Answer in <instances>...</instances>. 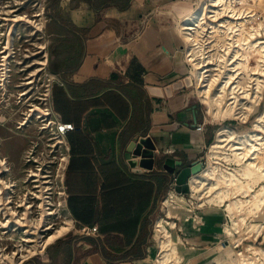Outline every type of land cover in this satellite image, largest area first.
<instances>
[{"label":"crops","instance_id":"crops-1","mask_svg":"<svg viewBox=\"0 0 264 264\" xmlns=\"http://www.w3.org/2000/svg\"><path fill=\"white\" fill-rule=\"evenodd\" d=\"M49 1V102L75 125L65 136L64 172L65 212L75 230L23 264H157L155 225L163 212L179 224L186 257L200 260L201 250L218 242L225 229L224 207L205 203L169 215L162 201L177 172L216 140L188 80L181 26L201 0ZM254 110L249 121L264 108ZM199 123L203 130L196 129ZM228 125L243 136L252 129ZM144 137L155 155L183 165L174 174L156 162L152 168L132 166L128 147ZM86 225H96L97 232L86 233Z\"/></svg>","mask_w":264,"mask_h":264},{"label":"rangeland","instance_id":"rangeland-1","mask_svg":"<svg viewBox=\"0 0 264 264\" xmlns=\"http://www.w3.org/2000/svg\"><path fill=\"white\" fill-rule=\"evenodd\" d=\"M238 1L233 2L236 6L237 11H239L237 15L243 16L244 15L242 14L243 12H247L250 10L256 12L255 18L252 21H250L249 24L247 25L245 29V33L248 31L255 32L261 26L264 27V0H246V2L244 3H243L244 0H238ZM49 2H50L49 0H9V1L0 0V59H2L3 51L9 48V50L7 49L6 50L7 52L4 51V53L7 54L10 53L9 63L11 67V71L9 74L11 76L7 78L5 89L4 90L0 89V141L7 145V149L5 148L6 150H4V152L7 154V160H8L7 165L10 168L9 172L0 175V178L3 180L2 183H0V188H4L5 182L9 183L8 180L9 178L17 181L18 186L16 187L18 188V190L16 195L14 196V202L17 203H21L23 201L24 198L23 193L26 191L27 188L30 187L29 183L28 184L24 183L25 175H28V170L33 166H35V164L33 162L28 161L27 158L30 149L33 148L38 155H46L47 156L46 158L52 157L51 145H50L51 138L49 136L48 131L42 128L43 121L41 117H39V109L43 106L40 97L46 91V86L47 83L49 82L48 69L46 68L45 64H42V62L44 63L43 48L46 45V39H47L45 23L49 13V9L52 6V4H50V7L48 6ZM210 3L212 4V0H201L200 4H198L195 7V12H199L202 15L197 16V19L195 18V20H193V22L191 23L192 25L190 26H195L196 28L195 32L193 33L195 34V38L197 39V42L199 41L200 43H203L201 44L203 46L199 51L200 54L198 55L199 57L198 59L203 66H206V63H208L205 69L210 70V71H206V70L204 71L206 73L204 77L208 76L206 77L207 79L206 81L209 84L212 83L213 80H215L216 83L218 82L216 85L213 86L212 91L215 92L217 86L221 87L225 83V82L222 83L220 79L225 80L226 79L224 78L225 76L228 77L230 73H233V72H228V67L230 66H228L227 64L228 63L227 59L226 62L223 64L219 60V57L224 59L225 57H227V54L229 53L222 51V48L226 47L223 45L225 44L230 45L231 43L235 44L236 42L234 41H236V39L235 38L231 39V41H229V39H225L226 36L224 35L223 31H220V28H218L217 26V24H219L217 20H213L214 22L212 25L209 23L211 22V18L208 16L207 10L210 7L209 6ZM207 5L208 8H205ZM61 11H63V9H61ZM218 16L220 17L221 13ZM21 17H23L24 19H21ZM28 18H30L32 21H27ZM220 18L221 20H225V18L222 17ZM248 20H246V24ZM260 21L263 23H259ZM250 25H257V26H252V28L251 27L249 28ZM261 38L262 40H264L263 31ZM239 49L240 46H237L233 48V50L231 51V52H235L234 53L235 58L236 55H238ZM249 49H250L249 52L251 54L250 63L248 66L241 65L240 69L238 70V73L240 74H237V76L239 77L238 79L242 81L243 84L250 83L252 86L253 84L256 83L255 79L254 81L252 80V78L255 76L253 74L255 72L253 71H258L260 68L259 65L260 63L258 61L260 58V54L258 53L257 49L254 50L255 48L252 49L249 48ZM11 52H12V57H10ZM220 53L221 54L223 53V56ZM7 54H5L6 57ZM235 65H233L235 66V68L238 67L239 66L238 62L235 63ZM192 70H193V65L191 64L189 76H191L193 81L192 86L197 92V95L199 97V104L203 107V110L205 112V118L209 123V125H211L210 127L213 130V135L215 139L218 135L217 133L222 128H230L236 132L234 127H229L228 125L229 122L232 121L235 122L236 125L237 124L241 125V128L243 127L247 128L243 125L252 126L251 127L252 133L256 131L253 128V125L251 124L253 122L255 126L256 118L260 112L257 114V116L254 115L252 118L250 117L251 123L249 121V115L255 110L251 112H249L250 110L248 111V113H250L247 118L248 122L245 121L244 118L240 116H233V115H226L224 117L214 118L209 111L208 103L204 100L202 94L198 92L197 78L193 75ZM234 92H236L235 88H234ZM260 95L263 96L264 98V90ZM260 95L258 96L259 98ZM226 98H228V95ZM263 98L261 105L262 104L264 105ZM239 99L240 97L238 96L237 100ZM239 101L243 102L241 99ZM259 101L260 100H258L257 102L255 101L251 102L250 100L249 103L246 102L244 104L247 103H248L247 105L256 104V106L254 107V109L256 110L260 107L264 108L263 106H260V104L257 105ZM244 104L241 103L240 105L244 106ZM261 112H264V110ZM28 114L31 115V117L28 118L30 121H28L26 125H23L22 128H18V125L20 124L19 122L24 121L25 118L28 116ZM261 123H264V121ZM248 136L249 134L243 136L236 132V138H234L233 141L230 142V144L234 143L239 138L246 139ZM209 149H210V145L209 147H207L205 151V155L207 156V159L209 158V154H208ZM59 151L60 152L58 154L64 153V148H61ZM221 161L223 165H228V164L233 165L232 163L234 162V161L232 162L230 161V163H226L223 160ZM207 166L208 163L206 162L204 168H206ZM263 182L264 181L262 180L259 183H263ZM259 183L255 185V189L259 187ZM171 190H174L176 194L177 193L179 194V192L175 189V187H171ZM3 195L4 196L1 197L2 200L5 199V196L7 197L5 193ZM180 195L186 197V206L191 209H194V207L198 205L196 201H198L199 203L201 202L200 201L201 199L196 197L191 192V184H190V191L187 193H180L179 196ZM165 198L166 197L163 198L162 205L165 208V213H168V206L165 204L164 201ZM191 200L194 201V204L191 203ZM202 200H204V198ZM222 207H224L225 209V206ZM13 208L18 212V217L23 213L22 211L24 210L23 207L20 208L13 207ZM184 210L185 209H182V211ZM3 211L0 210V220L4 221ZM176 212H181V211L178 210ZM187 212L190 213V211H186V213ZM36 213L37 212L34 211V213L31 214V218H29L33 220L34 223L29 224V226L26 228L24 227H19L18 229L0 228L1 253H7L9 251V249L8 251L4 250V247L6 245H9L11 249L13 248L23 249L24 251H25V247L26 249H32L33 246L37 244L40 239H45L47 237V234H49L51 229L52 230L55 229L64 220V216L42 218V216L39 213L38 214ZM244 214L246 216V221L244 224H242L240 228L241 230L237 232L235 231L234 234H227L226 231H222V234L218 239V242L201 250L202 253L197 256V258L201 256L200 260L196 259L195 257L188 259L189 256L188 257L186 256L188 255L189 250L186 248V246L183 243L180 244V241L176 242V244H178L179 247V252L185 257V260L182 264H222L223 262H224L223 264H240L241 262L238 260H241L243 253L237 254L238 253L237 251L241 249L244 250V246H246L245 244H247V241H244V244L243 242L239 244H235L234 241L238 240L239 238L244 239L245 237L251 236L252 232H253L252 238L254 239V237L259 233L258 223L262 222V219H264V214L261 211L256 213L245 212ZM159 217H165L168 220H174V218L166 216L164 212L161 213V215H159L158 218ZM40 221H42V223ZM40 223L42 225L44 224V226H41ZM232 223L233 220L231 217V220L228 221L225 225ZM252 224H255V226H252ZM46 225H50L51 227V228L49 227L50 230H47L48 232L43 231L45 230ZM25 229H28L26 233L24 232ZM178 229H179V224H176L175 228L172 229V236L174 242L177 238H179V236L176 234ZM74 230H75V226H73L72 229L69 232H67L65 235L68 236L74 235L73 234ZM24 237H26L29 241L25 242ZM263 241L264 238L260 237L256 245L264 246ZM260 242L263 243L260 244ZM229 249H233L234 252L230 254L228 252ZM159 252L160 250L158 247L157 256H159ZM1 253L0 255H2ZM3 257H4L3 255L0 256V264H18L20 261L19 258L7 259ZM213 258L215 259L220 258V260L223 262L219 263L218 259L212 261Z\"/></svg>","mask_w":264,"mask_h":264},{"label":"bare ground","instance_id":"bare-ground-1","mask_svg":"<svg viewBox=\"0 0 264 264\" xmlns=\"http://www.w3.org/2000/svg\"><path fill=\"white\" fill-rule=\"evenodd\" d=\"M234 1L238 0H212V4L210 3V7L207 10V14L211 18V22L209 23L212 25L214 22L213 20H217L219 23L217 26L220 28V31H223L226 36L225 39H229V41H231V39L235 38L236 41L234 42L238 44L237 45L235 43V45L231 43L230 45H223L226 46V50L225 48H222V51L229 53L224 59L219 57V60L223 64L227 59V64L230 66L228 67V72L233 73H230L228 77L225 76V80L220 79L222 83H225L221 87L217 86L215 92L212 91L213 86L218 82L216 83V81L213 80L212 83H207L206 77L208 76L204 77L206 74L204 71H210L205 69L208 63H206V66H203L198 59V55L200 54L199 51L203 46L201 44L203 43H200L199 41L197 42L195 34L193 33L196 28L195 26H190L192 25L191 23L193 20H195V18L197 19V16L202 14L194 11L193 15L187 18L185 23L181 24V26L187 39L186 41L189 43V47L187 48V59L193 65L192 73L197 78L199 93L202 94L204 100L208 103L209 111L212 116L214 118H220L226 115H233L240 116L246 120L250 114L248 111H253L256 106V104H247L250 100L251 102H257L260 100V94H262L264 88V40L261 38L262 31L264 32V27L261 26L255 32L248 31L245 33L247 25L255 18L256 12L250 10L243 12V16L237 15L239 11H237L236 6L233 3ZM244 2H246V0H244L243 3ZM205 8H208V5ZM220 13V17L225 18V20H221L218 16ZM21 19L24 18L21 17ZM244 19L248 20L247 24ZM27 21L32 20L28 18ZM259 23L263 22L260 21ZM252 26L257 25H250L249 28H252ZM237 46H240V49L235 58V52L231 51ZM249 48H255L254 50L257 49L260 54V58L258 60L260 68L258 71H253L255 72L253 73L255 76L252 80L255 79L256 83L252 86L250 83L243 84L237 76V74H240L238 73V70L241 65L248 66L250 63L251 54L249 52ZM7 49L9 50V48ZM4 51L2 55L3 57L0 59V89L3 90L5 89L8 76H11L9 75V71H11L9 63L10 53L7 54L4 53ZM5 54H7V57ZM221 55L223 56V53ZM10 57H12V52ZM234 62H238L239 66L235 68L236 65ZM188 80L191 82L192 78L188 77ZM233 87L236 92H234ZM227 95L228 98H226ZM259 95L260 98L258 97ZM238 96L243 102H240V99L237 100ZM246 102L248 103L244 104ZM241 103H243L244 106L240 105ZM29 117H31L30 114H28L24 121H20L18 128H22L23 125H26L28 121H30L28 119ZM263 121L264 112H260L256 118L255 127L257 129L264 130V123H261ZM234 138H236V132L234 130L230 128L220 129L216 140L209 149L208 154L210 160L208 166L204 168L201 173L198 175H192L190 178L191 192L196 197L201 199L200 204L209 203L212 205L225 206V210L228 211L233 220L232 224L225 225L224 231H226L227 234H234L235 231L237 232L241 230L240 228L242 224L246 221L245 212L256 213L261 211L264 214V182L259 183L261 180L264 181V135L259 130H256L253 133L250 132L246 139L239 138L237 141L230 144ZM5 148L7 149V145L0 141V175L10 171V168L7 165V154L4 152V150H6ZM221 160L226 163L234 161L237 165H223L220 163L222 162ZM0 181L3 180L0 178ZM258 183L259 187L255 189V185ZM203 198L204 200H202ZM164 201L168 206L169 215L175 214V209L177 208H180L181 211L182 209H185L186 211L190 210V208L186 206V198L177 195L174 190H170ZM185 210L183 212H186ZM175 225V221H170L165 217H159L156 221L155 236L160 250L159 256L156 257L157 264H182L185 260L184 255L179 252L178 244H176V242L180 241V237L177 238L175 242L173 240L172 229L175 228ZM73 226L74 223L72 218L64 211V220L55 229H51L46 238L44 237L45 239H43V245L51 244L57 238L69 232ZM252 226H255V224H252ZM241 240L242 239L239 238L234 242H240ZM228 252L232 254L234 250L229 249ZM242 258L245 264H251L252 262L255 264H264L262 262H255L253 258H249L248 256H243ZM216 259H218L219 263L223 262L220 258Z\"/></svg>","mask_w":264,"mask_h":264},{"label":"built area","instance_id":"built-area-1","mask_svg":"<svg viewBox=\"0 0 264 264\" xmlns=\"http://www.w3.org/2000/svg\"><path fill=\"white\" fill-rule=\"evenodd\" d=\"M43 49H44V63L42 62V64H45L46 66L48 61L46 45ZM186 56H187V45H186ZM187 61L189 65H191L188 59ZM48 81L49 82L47 83L46 91L40 97L43 106L39 109V116L43 121L42 128L48 131L49 136L51 138L50 145H51L52 157L46 158L47 157L46 155H38L33 148L30 149L27 158L28 161L33 162L35 166H33L28 170V175H25L24 183L27 184L29 183L30 187L27 188L26 191L23 193L24 198L21 203L14 202V196L16 195L18 190V188L16 187L18 186L17 181L9 178L8 179L9 183L5 182L4 188H0V210L2 211L4 210L3 211L4 221L0 220V228L6 227V228L18 229L19 227H24V228L28 227L29 224L34 223L33 220L29 219L31 218V214L34 213V211L37 212L36 214L39 213L42 216V218L43 217L49 218L55 216L61 217L64 216V211H66V200H67L68 192L65 185V175H64L66 168V161H67V146L65 142V136L69 131L75 128V125L72 122L63 121L58 115L54 113L51 104L49 102L50 77L48 78ZM262 98L263 96H261V99L258 103L260 105L262 103ZM253 128L257 131L259 130L264 135L263 129H257L254 126V124H253ZM196 129L203 130L204 123H199L198 125H196ZM61 148H64V153L58 154ZM208 159L206 156L204 161L208 163ZM232 164L237 165L234 162ZM190 178L188 180L189 184H190ZM0 183H2V181H0ZM4 193L5 195H7V197L5 196V199L2 200L1 197L4 196L3 195ZM191 203L194 204V201L191 200ZM198 205H202V204L198 203ZM13 207L15 208L23 207L24 208V210H22L23 213L18 217V212ZM226 217L227 220L225 221V224L231 220L228 211H226ZM40 222L42 223V221ZM258 224L261 225L262 229L261 232L254 237V239L252 238V233H251V236L245 237L240 242L235 244H239L242 242L244 244V241H247V244H245L246 246H244V250L242 249L238 250L237 251L238 254L243 253L242 257L248 256L249 258H253L255 262L264 263V246L256 245L260 237L264 238L263 236L264 219H262V222H259ZM41 226H44V224L43 225L41 224ZM49 227L50 225H46V228L43 231L50 230ZM83 230L86 233H95L97 232L98 227L96 225H92V226L86 225ZM27 231L28 229H25L24 232L26 233ZM24 238H25L24 239L25 242L29 241L26 237ZM263 242H260V244ZM42 245H43V239H40L39 242L35 244L32 249H26L25 247V251L23 249H14V248L11 249L9 245H6L4 247V250L8 251L9 249V251L7 253H1V252L0 253L4 256L3 258H7V259L19 258L20 261L18 264H23L25 261L38 256L48 246V245H43V246ZM256 247H258V249ZM240 262L241 264H245L243 258H241ZM251 264H255V263L252 262Z\"/></svg>","mask_w":264,"mask_h":264},{"label":"water","instance_id":"water-1","mask_svg":"<svg viewBox=\"0 0 264 264\" xmlns=\"http://www.w3.org/2000/svg\"><path fill=\"white\" fill-rule=\"evenodd\" d=\"M150 90L159 91V87H148ZM197 105H194L196 107ZM155 146L151 142V139L144 137L132 141L128 147V158L129 163L132 166H143L146 168H152L155 162L162 166L169 174H174L176 167L182 166L183 161L175 160L172 157H167L162 160V157L155 155ZM141 156V159L137 157ZM205 160V155H202L199 160L193 161L192 163L183 166L175 175V189L179 193H187L190 191L189 178L191 175L197 174L203 170V161Z\"/></svg>","mask_w":264,"mask_h":264}]
</instances>
